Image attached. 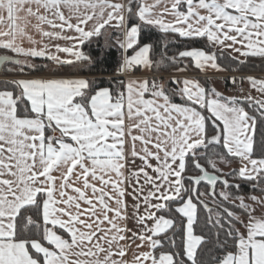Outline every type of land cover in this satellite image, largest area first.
<instances>
[{"label":"snow or ice","instance_id":"6c2138e0","mask_svg":"<svg viewBox=\"0 0 264 264\" xmlns=\"http://www.w3.org/2000/svg\"><path fill=\"white\" fill-rule=\"evenodd\" d=\"M145 28L208 50L157 54ZM105 33L119 76L64 75L95 63L80 47ZM213 47L264 61V0H0V264H264V78L247 77L256 98L131 75L227 70Z\"/></svg>","mask_w":264,"mask_h":264},{"label":"trees","instance_id":"16d2710c","mask_svg":"<svg viewBox=\"0 0 264 264\" xmlns=\"http://www.w3.org/2000/svg\"><path fill=\"white\" fill-rule=\"evenodd\" d=\"M111 32V30H109ZM108 35L105 33V36L102 37H94L92 38V41L90 43H85L82 46V51L91 56L93 61H95L94 64H88V62H81L80 66H65L63 69L64 75H82L88 77V79H96L98 82H103V86L107 87L109 86V78L118 77L117 69L119 67L120 58H121V52L115 47L114 45V39L108 40L107 43L112 45L111 47L106 46V37ZM141 40L142 43H151L154 45L156 53L159 54L160 52L165 51L164 46L167 45V55L172 56L175 55L178 51L185 50L186 47L189 45L192 47H198V48H205V50H208L205 45L206 41L204 39H201L198 42L192 43L190 41H186L182 38L172 36H165L162 34L158 29L155 28H145L141 33ZM173 40L175 42H173ZM217 53V62L219 65H221L223 68L227 69L229 73H243V74H250V73H264V61H262L260 58H252L245 64H239L237 60L241 59H232L230 57H234L232 54H230L228 51L223 50L221 52L220 49H217L216 47H213L212 49ZM2 54V53H0ZM157 59H159V55L156 56ZM37 61V66H42L46 63H48L43 58H37L35 59ZM244 60V59H243ZM187 65V68L192 71L193 73H198L197 69L195 68L193 62L190 59L184 60L182 63H179L177 65H168L165 68H162L158 71H156L157 74L160 75H170L171 73H174L176 71L177 67H182ZM4 67L0 70V72H3ZM35 74H43V73H35ZM2 78V77H0ZM122 78V77H120ZM163 78V77H162ZM201 82L204 84L205 87L212 88L211 82L207 77L200 76ZM164 82H168V78H163ZM115 81H113L114 83ZM167 86L169 88H172L173 85L171 83H167ZM229 86V81L226 80V87ZM177 103L180 102V100L177 98ZM245 109L250 111L247 105H245ZM258 116V114H257ZM264 133V123H260L259 116H258V124H257V132L256 136L257 139L261 137V134ZM209 171L211 169L209 168ZM227 173V172H226ZM219 174V173H217ZM230 182L234 183H240L241 189L238 194L245 195L246 197L250 194L258 195L259 192L250 193V185L247 182L244 181H232L231 177H227ZM218 188L221 187L219 184L217 186ZM209 190L208 186L205 183H202L200 186V191H207ZM233 194H237L235 189H230ZM209 203L210 207H215L212 202L211 198H204ZM207 216V211L203 209L202 207L199 210V223L196 227V232L199 234L202 230L207 231L205 229V217ZM239 227V225H237Z\"/></svg>","mask_w":264,"mask_h":264},{"label":"crops","instance_id":"0c3cea01","mask_svg":"<svg viewBox=\"0 0 264 264\" xmlns=\"http://www.w3.org/2000/svg\"><path fill=\"white\" fill-rule=\"evenodd\" d=\"M68 34L71 35V33H68ZM59 43L62 46H71V44H72L71 41H64V40H60ZM216 48L219 49L218 47H216ZM80 50L82 51V46L80 47ZM225 50L228 51L230 54H232L237 59H241V60L245 59L244 57H239L238 54H236L234 52H231L230 50H227V49H225ZM60 55H61L62 58H65V59H74V57H72V56H70L69 54H66V53H60ZM182 67H184V66H182ZM197 70H198L197 71L198 73H195V72L193 73L192 71H190L186 67V69L183 72L175 71L173 74H170V75L177 76L180 79H184V78L196 79V80H199V82L202 85H204V84L201 82L200 76L207 77L210 80V82H211V87L215 88L217 91L223 93L224 95H238V96H242V95L251 94L253 97L261 98V94L259 92L255 91V90H252L250 88V84H249V81H248L247 77L251 76V77H255V78H264V73H250V74L229 73L227 70H225V71H217V70H214V69H212L210 67L205 69V70H203V71L199 70V69H197ZM117 74H118V72H117ZM125 75H128V74H125ZM131 75L134 78L135 77L153 78L154 75L156 77H163V78H168L170 76V75H160V74H157L156 71L154 72V71H150V70L139 68V67L135 70L134 73H131ZM66 76L88 78V77L82 76V75H66ZM231 77H236L237 78L235 84L232 83V81L230 79ZM241 77H244L245 79H243V81H241V79H240ZM226 80L229 81V86L228 87H226ZM136 164L140 165V161L137 160ZM218 167L222 168L223 171L226 173V172H228L230 170V168L238 167V161H234L230 165H225L223 163H219L218 162ZM129 191H131V189H129ZM258 195H260V194H258ZM127 200H128L129 205H130L131 202H132L131 196H129L127 198ZM247 202L251 203V201H247ZM129 211H131L130 208H129ZM128 227L132 228V229H135L136 226H135L134 222L130 220L128 222ZM137 243H139V241H137ZM126 259L131 260V252H129V254L126 257Z\"/></svg>","mask_w":264,"mask_h":264},{"label":"rangeland","instance_id":"374dc122","mask_svg":"<svg viewBox=\"0 0 264 264\" xmlns=\"http://www.w3.org/2000/svg\"><path fill=\"white\" fill-rule=\"evenodd\" d=\"M109 33H110V31H109ZM109 33H106V34L108 35ZM32 62L35 63V64H37V61L36 60H34ZM171 74H173V73H171Z\"/></svg>","mask_w":264,"mask_h":264},{"label":"water","instance_id":"95a60500","mask_svg":"<svg viewBox=\"0 0 264 264\" xmlns=\"http://www.w3.org/2000/svg\"><path fill=\"white\" fill-rule=\"evenodd\" d=\"M4 66H0V70L3 68ZM206 184V182H204Z\"/></svg>","mask_w":264,"mask_h":264}]
</instances>
